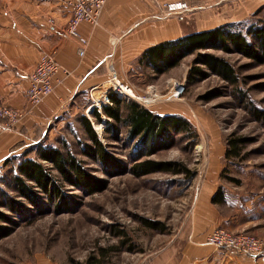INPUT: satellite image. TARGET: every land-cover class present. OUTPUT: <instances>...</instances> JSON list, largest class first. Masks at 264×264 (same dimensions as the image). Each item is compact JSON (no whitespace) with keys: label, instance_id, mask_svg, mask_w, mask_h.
<instances>
[{"label":"rangeland","instance_id":"obj_1","mask_svg":"<svg viewBox=\"0 0 264 264\" xmlns=\"http://www.w3.org/2000/svg\"><path fill=\"white\" fill-rule=\"evenodd\" d=\"M240 21L264 23V6ZM211 52L225 57L237 68L239 86L249 100L247 105H242L234 87L215 74L189 85L186 78L194 55L186 57L177 68L163 76H151L149 69L145 76L119 77L132 87L134 96L141 98L129 97V100L161 114L185 115L199 133L196 145H191L186 136H179L175 145L149 158L181 160L198 174L203 169L221 168L226 175L239 180L240 184L221 176V185L227 190L233 205L244 211L249 200L264 196V126L251 109H264V65L254 64L239 53ZM178 85L184 89L176 95ZM214 89L222 95L210 101L202 98ZM97 97L99 100L94 104L85 97L79 99L73 111L52 127L43 142L59 147L67 143L92 175L105 180L106 188L88 193L62 183L64 193L73 199L69 208L61 212L51 209L43 214H29L11 235L0 241V264H138V260L158 246L161 237L171 233L173 224H177L186 212L190 187L183 188L179 184L182 176L169 173L142 177L132 173L109 174L103 171L101 164L80 153L79 139L90 142L81 123L83 114L93 121L100 138L108 142L104 138L106 124L97 122L92 115L94 107L102 110V100L107 104L108 95L104 98L98 93ZM122 98L127 100L128 96L123 95ZM126 135L127 129H123V136ZM231 136L246 137L247 142L242 145L241 159L227 161L225 153ZM109 149L128 163L130 149L125 145L111 141ZM29 155L35 157L36 152L31 151ZM9 168L0 167V188L7 189L3 178ZM54 173L60 179L58 172ZM237 209L233 212L239 211ZM244 214V218L253 221L252 224L263 226L264 198L258 197L254 207ZM143 218L165 222L169 227L168 233L146 227L141 221ZM120 229L127 232L129 243L118 236L116 231ZM249 232L257 236L254 231ZM131 244L137 246V251L126 249Z\"/></svg>","mask_w":264,"mask_h":264},{"label":"crops","instance_id":"obj_2","mask_svg":"<svg viewBox=\"0 0 264 264\" xmlns=\"http://www.w3.org/2000/svg\"><path fill=\"white\" fill-rule=\"evenodd\" d=\"M176 1L189 4L183 19L164 8L165 3ZM263 6L264 0H109L98 25L82 22L77 34L71 35L67 26L72 10L67 0H0L1 101L28 111L29 76L41 53L55 50L61 64L53 93L40 105L12 129H5L0 118V167L42 142L82 97L92 104L99 100L98 93L105 98L111 90L110 64L119 76H145L150 68L139 58L148 47L240 21ZM79 37L88 40L83 55ZM220 169L200 171L189 188L186 212L138 264H264V253L253 256L207 243V235L220 227L254 231L264 239V224L244 218L263 195L249 200L244 211L233 205L226 189L225 202L213 203L221 186ZM236 209L244 216L234 213Z\"/></svg>","mask_w":264,"mask_h":264},{"label":"trees","instance_id":"obj_3","mask_svg":"<svg viewBox=\"0 0 264 264\" xmlns=\"http://www.w3.org/2000/svg\"><path fill=\"white\" fill-rule=\"evenodd\" d=\"M211 51L239 53L254 64L264 65V23L228 22L167 40L145 49L139 62L151 69V76H161L178 67L186 57L194 55L186 78L189 85L215 74L234 87L242 105H247L246 101L249 103V100L239 86L240 74L237 68L225 57ZM220 95L221 92L214 89L202 98L210 101ZM108 98L110 103L103 104L102 110L97 106L92 110L96 121L106 124L104 138L108 142L100 138L93 121L87 115H82L81 123L90 142L79 139L80 153L101 164L103 171L109 174L132 173L142 177L152 173H169L182 176L179 184L183 188L190 187L198 175L197 170L191 169L181 160H155L149 157L175 145L179 136H186L191 145H196L199 133L192 120L182 114L155 112L135 100L123 99L113 91L108 93ZM251 109L254 117L264 126V109ZM123 129H127L126 136H123ZM111 141L120 142L130 149L128 163L116 157L109 149ZM246 142V137L231 136L225 153L226 160L241 159L242 145ZM31 151L36 152L35 157L29 155ZM4 166L10 168L3 178L7 189L0 188V241L11 235L29 214L68 209L73 199L64 193L62 183L88 193L106 188L105 180L92 175L65 142L59 147L42 141L25 153L9 158ZM54 171L58 172L60 179ZM224 174L222 171L221 176L240 184L233 176ZM225 200L226 190L221 185L212 201L221 204ZM141 221L159 233L169 231L168 225L161 220L143 218ZM116 232L125 239V243L130 242L124 229ZM126 249L137 251L138 248L131 244Z\"/></svg>","mask_w":264,"mask_h":264},{"label":"built area","instance_id":"obj_4","mask_svg":"<svg viewBox=\"0 0 264 264\" xmlns=\"http://www.w3.org/2000/svg\"><path fill=\"white\" fill-rule=\"evenodd\" d=\"M109 0H67L68 6L72 10V17L67 26V32L71 35L77 34L78 26L82 22L90 23L96 26L100 22V17ZM165 10L169 14H177L179 19L184 18V12L189 9V4L184 1L169 2L164 4ZM52 21V20H51ZM80 48L79 54L85 53V48L88 40L84 37H79ZM61 70V64L57 60L56 51H43L39 61L29 76V87L27 89V98L30 105L28 111L19 110L9 106L0 99V118L3 120L2 126L5 129H12L20 122L28 112L40 105L46 97L54 91V80L56 74ZM111 89L119 96L127 95L131 98L139 99L140 97L127 93L126 89L133 91L132 87L125 84L119 77L118 72L113 64L109 66ZM176 95L181 94L184 87L177 86ZM134 93V91H133ZM141 99V98H140ZM107 103H110L107 98ZM207 243L218 249H230L239 253L258 256L264 253V239L241 231L233 232L226 228H215L207 235Z\"/></svg>","mask_w":264,"mask_h":264},{"label":"bare ground","instance_id":"obj_5","mask_svg":"<svg viewBox=\"0 0 264 264\" xmlns=\"http://www.w3.org/2000/svg\"><path fill=\"white\" fill-rule=\"evenodd\" d=\"M127 93L133 95V91H131L130 89H126Z\"/></svg>","mask_w":264,"mask_h":264}]
</instances>
